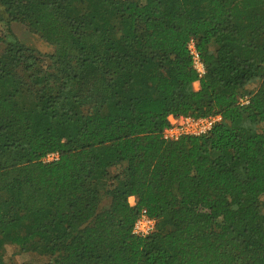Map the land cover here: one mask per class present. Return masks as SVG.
<instances>
[{"label": "trees", "instance_id": "16d2710c", "mask_svg": "<svg viewBox=\"0 0 264 264\" xmlns=\"http://www.w3.org/2000/svg\"><path fill=\"white\" fill-rule=\"evenodd\" d=\"M170 115L222 121L166 142ZM263 195L264 0H0V264H264Z\"/></svg>", "mask_w": 264, "mask_h": 264}, {"label": "built area", "instance_id": "2783aa9c", "mask_svg": "<svg viewBox=\"0 0 264 264\" xmlns=\"http://www.w3.org/2000/svg\"><path fill=\"white\" fill-rule=\"evenodd\" d=\"M188 52L192 60V65L196 71L198 78L201 80L206 75V67L201 58L197 47V42L192 38L188 45ZM199 87V82L195 84V88ZM241 106H246L250 103V96L246 95L240 98ZM169 127L163 132V139L166 142H177L184 137H203L209 134L214 127L222 121L221 115H209L205 117H196L192 115L176 117L170 115L168 118ZM59 159L58 153H51L46 156L44 162L49 163ZM131 205H135L136 199L130 198ZM158 221L152 218L146 210H142L136 219L132 234L146 238L150 236L157 227Z\"/></svg>", "mask_w": 264, "mask_h": 264}, {"label": "rangeland", "instance_id": "374dc122", "mask_svg": "<svg viewBox=\"0 0 264 264\" xmlns=\"http://www.w3.org/2000/svg\"><path fill=\"white\" fill-rule=\"evenodd\" d=\"M13 30L24 44L35 49L45 60L54 53V48L45 43L37 34L27 28V26L21 23H15L13 25ZM257 86L258 84L255 83L250 85L248 89L253 91ZM261 200L264 207V195ZM2 257L8 264H45L50 260L48 257L40 256L35 253L22 252L17 246L11 244H8L4 248Z\"/></svg>", "mask_w": 264, "mask_h": 264}, {"label": "crops", "instance_id": "0c3cea01", "mask_svg": "<svg viewBox=\"0 0 264 264\" xmlns=\"http://www.w3.org/2000/svg\"><path fill=\"white\" fill-rule=\"evenodd\" d=\"M199 88V87H198ZM198 88H196V89H198ZM131 199H134V197H132Z\"/></svg>", "mask_w": 264, "mask_h": 264}]
</instances>
